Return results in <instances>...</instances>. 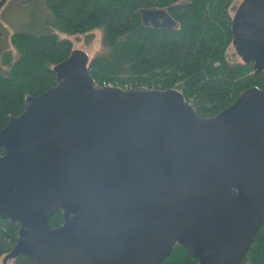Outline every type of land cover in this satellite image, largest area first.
I'll return each mask as SVG.
<instances>
[{
	"label": "water",
	"instance_id": "obj_1",
	"mask_svg": "<svg viewBox=\"0 0 264 264\" xmlns=\"http://www.w3.org/2000/svg\"><path fill=\"white\" fill-rule=\"evenodd\" d=\"M233 32L264 72V0L243 2ZM88 60L73 49L0 129V214L19 224L4 264H159L176 243L241 264L264 220V87L201 116L177 88L97 86Z\"/></svg>",
	"mask_w": 264,
	"mask_h": 264
},
{
	"label": "trees",
	"instance_id": "obj_2",
	"mask_svg": "<svg viewBox=\"0 0 264 264\" xmlns=\"http://www.w3.org/2000/svg\"><path fill=\"white\" fill-rule=\"evenodd\" d=\"M234 1L45 0L52 31H16L10 47L0 54V129L23 112L28 95L56 84L54 66L74 49L67 35L95 29L101 31L100 47L87 66L96 85L177 88L201 116L216 115L247 88L264 87V72L252 61L228 56L234 40ZM151 11L161 12L163 18L145 22L144 15ZM62 222L63 211L57 209L50 224L58 227ZM18 230L16 221L0 214V258L11 252ZM9 261L34 264L22 254ZM198 263L176 243L159 264ZM241 264H264V220Z\"/></svg>",
	"mask_w": 264,
	"mask_h": 264
},
{
	"label": "rangeland",
	"instance_id": "obj_3",
	"mask_svg": "<svg viewBox=\"0 0 264 264\" xmlns=\"http://www.w3.org/2000/svg\"><path fill=\"white\" fill-rule=\"evenodd\" d=\"M245 0H235L231 6L233 21L236 18L239 8ZM50 12L45 6V0H7L0 9V54L10 47L11 34L16 31L29 32L34 34L48 33L51 27L47 24ZM161 18H163L161 16ZM159 23L163 22L161 19ZM74 44V49L81 50L92 56L100 47L101 31L95 29L84 34L67 35ZM228 56L232 60H241L242 56L235 44L228 49ZM0 264H4L3 257ZM9 264H13L9 261Z\"/></svg>",
	"mask_w": 264,
	"mask_h": 264
},
{
	"label": "built area",
	"instance_id": "obj_4",
	"mask_svg": "<svg viewBox=\"0 0 264 264\" xmlns=\"http://www.w3.org/2000/svg\"><path fill=\"white\" fill-rule=\"evenodd\" d=\"M103 86H114V85L111 83H105Z\"/></svg>",
	"mask_w": 264,
	"mask_h": 264
}]
</instances>
